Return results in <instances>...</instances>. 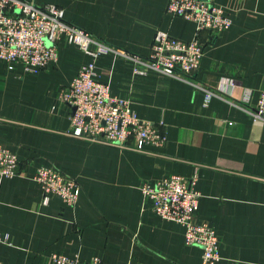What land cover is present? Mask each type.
<instances>
[{
    "label": "crops",
    "instance_id": "crops-1",
    "mask_svg": "<svg viewBox=\"0 0 264 264\" xmlns=\"http://www.w3.org/2000/svg\"><path fill=\"white\" fill-rule=\"evenodd\" d=\"M25 1L54 5L67 23L142 58L157 31L182 41L196 36L203 55L191 80L216 95L206 102L184 81L97 57L96 80L165 135L163 145L137 151L70 134L73 110L62 94L92 61L77 46L61 39L56 62L37 72L0 59V146L16 155L19 171L0 177V233L8 237L0 264H53L52 254L82 263L201 264L202 250L185 243L184 227L143 198L144 184L170 175L196 176L194 221L218 238L214 264H264V119L252 114L264 90V0H214L231 24L212 33L167 14L168 0ZM38 167L78 183L74 206L53 194L41 203Z\"/></svg>",
    "mask_w": 264,
    "mask_h": 264
},
{
    "label": "built area",
    "instance_id": "built-area-1",
    "mask_svg": "<svg viewBox=\"0 0 264 264\" xmlns=\"http://www.w3.org/2000/svg\"><path fill=\"white\" fill-rule=\"evenodd\" d=\"M166 13L192 22L197 33L203 30L218 32L231 24L229 15L214 0H168ZM61 39L77 46L92 59L79 67L62 94V100L73 110L70 134L77 138L137 151L165 142V135L158 126L140 119L127 100L110 95L108 86L96 80L94 60L101 55L111 54L115 59L132 62L135 73L151 71L191 84L204 92L206 102L216 95L207 86L191 80L203 55V46L196 36L191 41H182L157 31L148 56L142 58L67 23L63 20L62 9L54 5L40 7L25 0H0V59L9 64L19 63L25 71L37 72L56 62L57 44ZM252 114L254 118L264 119V90ZM18 173L16 155L0 146V177L12 178ZM34 179L42 189V204H47L51 194L69 206L76 204L80 191L78 183L60 171L38 167ZM195 180L196 176L187 179L170 175L154 184H144L141 190L156 215L184 227L185 243L202 250L201 264H214L219 259L218 238L207 223L194 221L200 195L189 186ZM7 241V235L0 233V242ZM50 259L53 264H100L98 258L82 263L52 254Z\"/></svg>",
    "mask_w": 264,
    "mask_h": 264
}]
</instances>
